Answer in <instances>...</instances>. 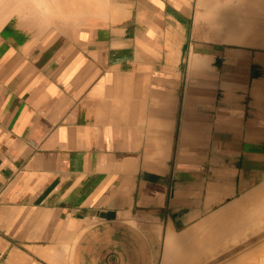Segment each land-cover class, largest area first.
Masks as SVG:
<instances>
[{"label":"crops","instance_id":"0c3cea01","mask_svg":"<svg viewBox=\"0 0 264 264\" xmlns=\"http://www.w3.org/2000/svg\"><path fill=\"white\" fill-rule=\"evenodd\" d=\"M95 1L0 0V264H159L264 178V52Z\"/></svg>","mask_w":264,"mask_h":264},{"label":"bare ground","instance_id":"6f19581e","mask_svg":"<svg viewBox=\"0 0 264 264\" xmlns=\"http://www.w3.org/2000/svg\"><path fill=\"white\" fill-rule=\"evenodd\" d=\"M57 1L61 2V0H57ZM202 9L203 11H205L204 13L206 20L211 24L213 28L214 37H218V38L220 37L222 39H226L227 41L239 45L251 43L249 42L250 38L253 39L258 38L264 40V0H197V10L199 11V13H202ZM121 16L126 17L127 15L123 14ZM121 16H119V18H122ZM209 60L211 61V59ZM263 206H264V182H261L259 183V186L250 190L249 193H246L245 195L235 199L228 205L222 207L218 211L214 212L215 214H212V216L209 215L210 217L208 218L206 217L204 220L202 219L200 224H198L195 228L187 232L186 235L185 234L181 235V237L183 236L182 239H180L181 237H179V240H177V238L174 237V239H176L174 240L173 236L169 237L168 245L172 243L171 246L173 247L172 248L169 246V248L173 250L175 249L174 250L175 252L176 250L177 251L178 250L180 251V249L182 250L183 247L184 250L185 247H187L186 249H189L190 246L188 247L186 245H188L187 243L193 240L195 236L194 240L197 239V243L195 241H192L193 243L192 242L191 243L194 244L195 242L197 244L196 245L197 248L199 249L197 250V248H195L196 246H194V249H196V251L192 250L194 251V253L192 251L191 253H193V256L194 254L196 255L200 254L199 257L194 256V258H192L193 257L192 255L190 257L188 253L185 254L186 250L185 251L183 250L182 253H180L178 256L177 253L172 254L174 253L173 250L171 251V249L169 250L167 247V249L171 251L170 255L173 256L177 255L175 259L173 256L172 257L170 256L171 258L174 259V261H176V263H173L174 261L172 262L171 259V264H178L180 260L182 261V263L184 262L186 263L187 262L186 259L188 258L187 256H189L191 259H194L193 261L188 258L190 260L189 262L192 261V263L193 262L195 263V260L199 259L197 264H200L202 263V261L200 262V260H203L202 258L204 256H206L205 258H207V254L209 255L208 251L207 253L206 252L202 253V251H205L206 249L210 250L209 252L211 253L212 256L215 253H217V256L218 255L221 256L223 254H227L228 250L229 252L233 250L232 247L237 248L243 242H244L243 244L247 242L246 245L248 246L251 244L249 248H251V246L254 247L255 244H252L253 241L250 238H252V236H254L255 238L256 233H259L260 231L264 230V225L263 223H261L264 222V220H262L264 218H262V216L259 213V211L262 208H264ZM257 215L258 216L260 215L261 217H258ZM255 216L257 218H261L262 221L260 220L261 222H259V219L258 220H256L257 218L254 219ZM259 224H262V226H260V228H256V226H259ZM251 231H253V235L249 236V232L251 233ZM261 237L264 238V235H261ZM261 237L259 236V239L263 240L261 239ZM170 238H172L173 240ZM178 246H180L181 248L180 249L175 248ZM65 252L67 251L65 250ZM65 252L63 251L62 252L63 254L61 253L62 256L64 255ZM16 254L17 253H15L14 255ZM183 255H186V258ZM65 256H67V254ZM180 256L181 257L183 256L185 261L182 260V258L180 259L179 258Z\"/></svg>","mask_w":264,"mask_h":264},{"label":"rangeland","instance_id":"374dc122","mask_svg":"<svg viewBox=\"0 0 264 264\" xmlns=\"http://www.w3.org/2000/svg\"><path fill=\"white\" fill-rule=\"evenodd\" d=\"M181 2H183L188 8H189V12H190V16H191V22H192V24L194 25V27L196 26V33L197 34H199L200 35V32L202 31V30H204L206 33H207V36H212V34H213V28H212V26H211V24L206 20V17H205V11H203V9H202V13H199V11L197 10V0H180ZM213 38H215L217 41H213V40H209V41H207V42H211V41H213L212 43H215V44H219L220 46H222V47H224V48H238V49H252V50H254V51H257V52H261V51H263L264 52V40H262V39H258V38H250V41L249 42H251V43H249V44H243V45H239V44H235V43H232V42H230V41H227L226 39H222V38H218V37H213ZM206 40H208V39H206ZM206 40H203V41H205L206 42ZM220 84V83H219ZM235 91H237V90H235ZM247 91H249V92H251V90H248V89H244V90H240V93L242 92H247ZM239 92V91H238ZM213 98L215 99V100H217V101H222V100H224L226 97H225V91H223L222 89H214V91H213ZM261 182H264V178L261 180ZM259 186V185H258ZM252 190V189H251ZM250 191H244L242 194H241V196H243V195H245L246 193H249ZM241 196H239V197H241ZM238 197V198H239ZM237 199V198H236ZM264 207V206H263ZM264 208H262L260 211H259V213H260V215L262 216V218H264V210H263ZM262 210H263V212H262ZM262 212V213H261ZM258 213V214H259ZM258 216V217H261V216ZM255 218H257L256 216L254 217V219ZM259 219V222H261L262 220H264V219H262L261 220V218H257L256 220H258ZM261 220V221H260ZM255 221V220H254ZM257 222V221H256ZM261 223H263V225H264V222H261ZM260 226H262V224H259V226H256V228H260ZM261 232V233H260ZM259 233H256V235H255V238H254V236H252L253 235V231H251V233L249 232V236H252V238H250L253 242H252V244H255V246L253 247V246H251V248H249L250 247V245L248 246V245H246V243L245 244H241L240 246H238L237 248H234V247H232V249L233 250H231L230 252H229V250H228V253L227 254H223V255H218L217 256V253H215L213 256L211 255V253L209 252L210 250H205V251H202V253L204 252H206L207 253V251H208V253H209V255H211L212 256V259H211V256H209L208 254H207V258H205L206 256H204L202 259L203 260H200V262L202 261V263H200V264H263L264 263V238L263 237H261V235H264V230L263 231H260ZM261 237V239H263V240H260L259 239V236ZM192 241H195L196 243H197V239L196 240H191V241H189V243H187L188 245H186V246H190L189 247V249H186L187 247H185V250H184V247L182 248V250L180 249L181 247L180 246H178V247H175V248H178V249H180V251H179V253H178V251L176 250L175 252H174V250H173V252L174 253H172V254H175V253H177V255L179 256V254L180 253H182V251L184 250L185 251V254L186 253H188V255H190V257H191V255L193 256V253H194V251H192V250H195L196 251V249H194V246H196L197 244L194 242V244H192L193 242ZM192 242V243H191ZM255 242V243H254ZM191 245H192V248H191ZM195 248H197V246L195 247ZM199 248H197V250H198ZM190 251V252H189ZM191 251L193 252V253H191ZM200 251V250H199ZM245 251V252H244ZM247 251V252H246ZM170 251L167 249V247L165 248V250H164V252H163V256H162V258H161V261H160V263L159 264H171V259H172V262L174 261V259H175V257L177 256V255H175V256H173V255H170L171 253H169ZM197 253H199V252H197ZM164 254H165V256H164ZM183 254H184V252H183ZM173 256L174 257V259L173 258H171V257ZM185 258H186V255H183ZM179 257L180 259L182 258V260H184V257ZM194 256H200V254H198V255H196V254H194ZM194 256L192 257V258H194ZM209 256V257H208ZM190 260H193L194 261V259H191L189 256H187ZM198 257H196V258H198ZM214 257V258H213ZM187 258V259H188ZM178 259V258H177ZM186 259V263L184 262V263H182V261L180 260V262L179 263H182V264H197L198 263V261H199V259H196L195 260V263L193 262L192 263V261L191 262H189L190 260L188 259L187 260ZM201 259V258H200ZM210 259V260H209ZM170 262H169V261ZM206 260V261H205ZM228 260V261H227ZM185 261V260H184ZM225 261H227V262H225ZM168 262V263H167ZM260 262V263H259ZM173 263H176V261H174ZM178 263V264H179Z\"/></svg>","mask_w":264,"mask_h":264},{"label":"clouds","instance_id":"9594fccd","mask_svg":"<svg viewBox=\"0 0 264 264\" xmlns=\"http://www.w3.org/2000/svg\"><path fill=\"white\" fill-rule=\"evenodd\" d=\"M4 7L6 10L9 11H12L18 7L22 11H24L27 15L32 16L33 18H37L39 22L41 23L48 22V15L46 10L50 7V5L44 2V0H34L33 3L20 4V5L5 4Z\"/></svg>","mask_w":264,"mask_h":264}]
</instances>
